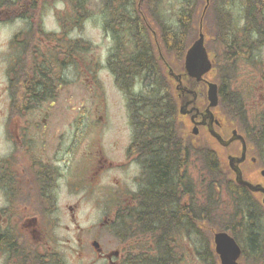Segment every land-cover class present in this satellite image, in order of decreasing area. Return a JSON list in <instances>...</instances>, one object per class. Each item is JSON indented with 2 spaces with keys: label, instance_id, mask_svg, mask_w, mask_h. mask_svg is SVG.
Here are the masks:
<instances>
[{
  "label": "flooded vegetation",
  "instance_id": "obj_1",
  "mask_svg": "<svg viewBox=\"0 0 264 264\" xmlns=\"http://www.w3.org/2000/svg\"><path fill=\"white\" fill-rule=\"evenodd\" d=\"M42 1L41 6L40 0H0V25L22 24L12 28L8 43L13 52L2 71L7 100L0 109V264H220L211 245L213 238L207 235L212 227L200 221L198 184L194 180L191 188H184L183 181L198 150V142H184L183 137L187 138L194 122L206 132L210 126L204 112L206 85L201 82L199 93L189 87L180 91L173 76V85L165 77L156 79L162 90L172 89L155 93L161 101L173 99L178 114L185 104L186 111L193 108L173 121L179 139L165 135L159 142L144 140L147 121L138 116L143 112L141 100L148 97V85L131 61L139 57L136 62L144 58L140 63H147L151 26L161 27L158 19L165 17V6L163 13L150 5L144 6L146 14L136 13L140 5L134 2L141 0H122L126 6L115 10L112 30L105 29L107 34L112 32V38L103 67L89 69L82 22L89 18L92 2ZM219 1L232 27L227 30V46L219 47L220 34L210 32L209 78L218 93L211 112L213 127L228 139L233 127L227 117H235L242 125L227 86L219 85L228 61L233 66L231 84L240 62L255 65L264 116V26L247 30L246 6L244 13L239 7L242 1ZM100 3L104 0H96ZM45 5L56 7L54 29L44 27ZM158 55L163 61L159 49ZM99 69L105 83L121 97L118 112L107 107V85L99 84L95 74ZM85 83L84 92H94V109L86 107L87 97L81 90L80 102L71 105L77 95L73 89ZM241 95L239 108L247 113ZM153 145L168 164L165 182L169 188L164 183L157 193L148 187ZM239 145L233 141L228 153L239 154L231 150ZM210 151L215 152V147ZM111 171L113 177L104 180ZM258 176L255 181L264 185V176ZM88 212L95 213L90 216ZM201 224L209 230L200 231Z\"/></svg>",
  "mask_w": 264,
  "mask_h": 264
},
{
  "label": "trees",
  "instance_id": "obj_2",
  "mask_svg": "<svg viewBox=\"0 0 264 264\" xmlns=\"http://www.w3.org/2000/svg\"><path fill=\"white\" fill-rule=\"evenodd\" d=\"M150 2V3H149ZM145 0L134 2L135 6L140 5V8L135 9L136 13L141 11L146 14L144 6L150 5L151 7H159V12L163 13L161 9L162 0ZM217 2V3H216ZM125 1L104 0V6L100 11H103L104 21H106L107 29L113 28L115 23L114 13L120 6L125 4ZM206 0H178V7H171V15L169 17L161 16L158 20L161 22V27L156 29L157 42L160 45L162 55H164L167 62L172 68L180 73H183L182 84L200 92L199 84H196L193 79L184 74L183 61L187 48L198 35L199 20L202 16V10L205 6ZM222 3L219 0H209L206 11L202 17L203 30L206 29L207 33L217 31L220 34L218 46L226 45L230 34L227 30L232 27L227 12L221 13ZM44 1L40 0L42 6ZM165 5V4H163ZM242 5L246 6V19L247 30L259 29L264 26V0H242ZM147 17V16H146ZM135 17H130L131 20ZM134 19H132L133 21ZM149 22H153L149 19ZM154 27V26H153ZM156 27H154L155 29ZM211 40V38H209ZM207 40L206 47L210 51L212 40L209 43ZM145 52L144 49L140 51ZM150 58L147 63H138L140 58H132L135 72L146 77L147 90L145 93L148 97L143 98L141 101L144 103L143 112L138 114L141 120H146L147 133L144 140H152L159 142L164 139L166 135L170 139H179V132L177 126H173V121L178 116L177 111L173 109L174 101L168 98L163 101L155 93L158 92H172L171 90H163L156 82L157 78L165 77L169 85H173L171 78L167 75L166 66L163 62L156 58L157 47L154 44V38L151 36V51L149 52ZM145 60V59H144ZM233 76V66L228 61L226 65V75H224L222 86H227V90L234 102V106L238 108L241 113L238 117L242 118L245 122L244 128L237 125L239 130L247 137V142L251 144L261 143L262 136L264 140V128L258 126H250V122L245 114L244 109H240L239 103H243L241 92L232 87L231 79ZM156 84L159 85L156 87ZM168 84V83H167ZM163 87V85H162ZM172 87V86H171ZM173 103V105L171 104ZM205 102V100H204ZM164 103L167 106H164ZM247 118V122H246ZM184 142L189 140L184 138ZM156 142V143H157ZM153 145L151 147L153 152V171L152 180L149 188L152 191L161 192V188L166 184V174L168 164L162 160V155L159 150L156 152ZM211 145L209 142L204 141L198 145V150H194V154L198 157L200 168L204 175L200 178L199 188L200 193V221L208 222L214 226L215 230L228 231L239 243L241 247V255L238 260L239 264H264V206L261 204L260 199L255 193L250 192L245 186L238 185L233 178L231 170L228 168L226 160H222L218 152L210 151ZM184 188L192 187L190 177L184 173L183 176ZM167 188L169 186L167 185ZM225 193L230 203L223 206L221 201L222 194ZM202 232L200 236H203ZM216 257V256H215Z\"/></svg>",
  "mask_w": 264,
  "mask_h": 264
},
{
  "label": "rangeland",
  "instance_id": "obj_3",
  "mask_svg": "<svg viewBox=\"0 0 264 264\" xmlns=\"http://www.w3.org/2000/svg\"><path fill=\"white\" fill-rule=\"evenodd\" d=\"M96 0H91V2H95ZM242 1V0H241ZM165 4L164 15L165 17H169L171 15V7H178V0H162ZM90 3L89 8L87 11L88 19L84 20L82 22V35L84 36L85 40L88 42V47L86 51V59L88 62L89 69L92 67H103V63L106 60V57L108 56L109 49L111 47V38H112V32L110 31L108 34L105 33L104 28V18L102 13H98L97 7H94V4ZM217 3V2H216ZM241 4V3H240ZM239 7L242 13H244V9L242 4ZM57 10L62 6L61 3L56 4ZM55 8H52L50 5H45L43 7L42 13L44 14V27L47 28V30L54 29L56 27L55 22V16L57 14V11ZM62 10V8L60 9ZM59 10V13H60ZM22 27V24L20 22L13 23L10 25H0V109H4L6 106V100L7 95L6 93H3V84H4V77H3V66L5 64V61L8 60L9 56L13 52V48L9 45L8 40L10 37V34L12 32V28H19ZM199 27H200V20H199ZM201 28L202 31L205 34V41L207 43V40H209L210 35L207 33V30H203V21L201 22ZM209 43L211 40L208 41ZM213 45L211 46V48ZM47 50V48H43ZM93 61V63H91ZM73 73V72H72ZM99 77L97 78V82L106 87V93L104 96L105 102L107 104L108 108H112V110L120 111L122 106L121 97L116 93L114 89L111 90V88L108 86V83H105L107 80H105V75L102 69H99L97 73ZM88 76V75H86ZM73 77V75H72ZM234 77H236L234 85L235 90L240 91L246 100V105L248 107L247 116L250 118L252 125L264 122V116H262V107L259 105V74L256 71V67L254 64H251L249 62H240L237 74L236 70L234 73ZM76 83H78L76 81ZM85 86L88 87V85L85 84H77L75 90V97L71 102L72 107L77 106V102H80L81 96L79 95V90H81L85 97H87V101L85 100V104L87 108L94 109L96 100L94 99V92L92 91V95L89 92L85 91ZM69 104V106L71 107ZM62 107V105H61ZM107 118L109 119V113H107ZM190 130V127L188 128ZM193 142H198L199 144L203 143L204 141H209L216 149V151L221 156L222 160H225V155L223 156V150L220 149L216 144H214L210 139L205 135V132L201 131L198 133V135L190 137ZM233 152L238 150L237 148H232ZM250 155L257 157V161L252 163L249 161V159L243 164L242 170L245 176L248 178H251L252 180H258L259 176L258 173L262 167V161H259V156L256 154L255 150L252 148L250 150ZM249 155V156H250ZM263 155V162H264V152H262ZM187 171L189 173V176L192 178V180L198 184L199 188V182L202 175H204V172L200 168V164L196 159H191L190 163L187 165ZM113 172L111 171L109 174H105L103 176V179H111L113 177ZM257 174V175H256ZM221 201L223 203V206L225 207L230 203V200L228 196L223 193L221 196ZM88 205L90 202L87 203ZM90 216H92L95 212H88Z\"/></svg>",
  "mask_w": 264,
  "mask_h": 264
},
{
  "label": "water",
  "instance_id": "obj_4",
  "mask_svg": "<svg viewBox=\"0 0 264 264\" xmlns=\"http://www.w3.org/2000/svg\"><path fill=\"white\" fill-rule=\"evenodd\" d=\"M205 9L206 6L203 9V14L205 12ZM201 29L202 28L200 22L198 38L193 41V43L190 45V47L185 53L184 70L185 73L189 77L194 78L196 82L204 81L206 83V98L208 104L205 108V114L208 115L210 119H212L213 115L211 112V107H214L217 104V85L203 78V76L208 73L211 69V61L208 57V53L204 45V35ZM169 74L173 75L176 78L178 84L181 83L180 75H175L170 67ZM186 106L187 104L180 107V113L185 114L186 112H191L193 110L192 108L186 111ZM208 130L211 136H213L223 146L228 145L234 139H239L241 141L242 152L240 157H234L231 155L227 157L229 167L234 173L235 181L240 185L246 186L252 192H259L264 194V187L259 183H253L246 180L243 177L242 171L239 167V163H241L245 159L246 144L244 138L241 135L237 134L236 130H233L231 137L227 140H224L221 135L213 128L212 120H210V126ZM191 131L193 134L198 133L197 124L193 126ZM261 174L264 175V169L261 170ZM261 202L264 205V196L262 197ZM214 243L215 250L219 256L221 264H238L237 259L240 256L241 249L236 240L228 232H215Z\"/></svg>",
  "mask_w": 264,
  "mask_h": 264
},
{
  "label": "bare ground",
  "instance_id": "obj_5",
  "mask_svg": "<svg viewBox=\"0 0 264 264\" xmlns=\"http://www.w3.org/2000/svg\"><path fill=\"white\" fill-rule=\"evenodd\" d=\"M197 38H198V35H197V37H196L195 39H197ZM195 39H194V40H195ZM194 40H193V41H194Z\"/></svg>",
  "mask_w": 264,
  "mask_h": 264
}]
</instances>
